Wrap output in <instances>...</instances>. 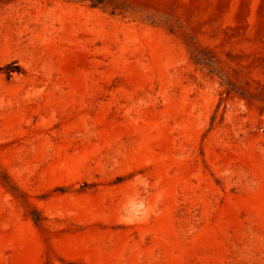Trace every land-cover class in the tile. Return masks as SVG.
Segmentation results:
<instances>
[{
  "label": "rangeland",
  "instance_id": "obj_1",
  "mask_svg": "<svg viewBox=\"0 0 264 264\" xmlns=\"http://www.w3.org/2000/svg\"><path fill=\"white\" fill-rule=\"evenodd\" d=\"M0 0V264H264V0Z\"/></svg>",
  "mask_w": 264,
  "mask_h": 264
},
{
  "label": "trees",
  "instance_id": "obj_2",
  "mask_svg": "<svg viewBox=\"0 0 264 264\" xmlns=\"http://www.w3.org/2000/svg\"><path fill=\"white\" fill-rule=\"evenodd\" d=\"M91 3H92V5L93 6H96V5H98V4H100L98 1H96V0H89Z\"/></svg>",
  "mask_w": 264,
  "mask_h": 264
}]
</instances>
